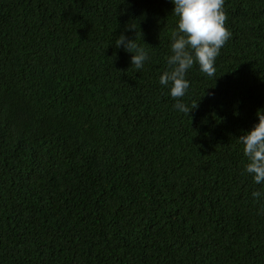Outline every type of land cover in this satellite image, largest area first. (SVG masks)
Segmentation results:
<instances>
[{"label": "trees", "instance_id": "1", "mask_svg": "<svg viewBox=\"0 0 264 264\" xmlns=\"http://www.w3.org/2000/svg\"><path fill=\"white\" fill-rule=\"evenodd\" d=\"M225 8L186 113L159 81L172 0H0V264H264L238 140L264 109V0ZM132 20L140 70L115 44Z\"/></svg>", "mask_w": 264, "mask_h": 264}, {"label": "clouds", "instance_id": "2", "mask_svg": "<svg viewBox=\"0 0 264 264\" xmlns=\"http://www.w3.org/2000/svg\"><path fill=\"white\" fill-rule=\"evenodd\" d=\"M173 14L178 17L176 27L171 33V52L166 57L167 67L160 74L161 85L170 86V94L175 99L174 108L190 113L192 108L183 100L189 92L191 80L189 70L198 65L200 71L213 76L216 73L217 57L223 46L232 36L227 25L226 0H172ZM135 30V36L128 32ZM140 22L130 21L125 25L115 41L117 48L123 47L132 53L131 63L140 70L151 59V53L143 36ZM151 45V44H150ZM198 104V103H197ZM258 122L239 136L243 151L248 158L244 171L250 174L258 185H264V109L257 110ZM252 196L261 198L264 190L258 188Z\"/></svg>", "mask_w": 264, "mask_h": 264}]
</instances>
